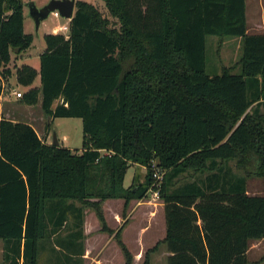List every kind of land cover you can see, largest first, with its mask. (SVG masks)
<instances>
[{"label": "trees", "instance_id": "obj_1", "mask_svg": "<svg viewBox=\"0 0 264 264\" xmlns=\"http://www.w3.org/2000/svg\"><path fill=\"white\" fill-rule=\"evenodd\" d=\"M104 1L116 25L93 3L77 0L68 35L44 34L40 72L29 64L16 70L17 82L28 87L21 103L41 100L51 119H82L81 152L47 143L31 124L0 111L6 262L38 264L41 249L58 244L65 260L52 263L80 264L84 209H94L108 230L104 200L124 199L126 208L153 189L164 200L166 236L145 252L143 264L162 242L172 252L167 264H251L250 241L264 239V194H250L246 177L227 164H253L264 179V33L248 32L246 0ZM24 7V0H0V94L13 73L12 50L34 41ZM211 34L241 38L240 72L224 66L207 74ZM132 164L146 167L145 183L126 187ZM153 164L165 170L160 187L153 185ZM187 172L193 180L176 185ZM71 225L78 230L72 240L62 236ZM116 237L133 264L120 231Z\"/></svg>", "mask_w": 264, "mask_h": 264}, {"label": "rangeland", "instance_id": "obj_2", "mask_svg": "<svg viewBox=\"0 0 264 264\" xmlns=\"http://www.w3.org/2000/svg\"><path fill=\"white\" fill-rule=\"evenodd\" d=\"M31 0H24V2H29ZM37 6L41 7L47 4L50 0H34ZM89 2L93 3L98 9L102 12V14L111 20V23L116 25L117 19L114 18L104 0H88ZM260 1L262 0H246L247 4V21L248 26L250 28V32H256L255 27H257V23L262 18V14H260L261 8L259 7ZM24 14H25V31L27 33H32L34 35V43L36 46L27 49V51L31 52L35 50L39 45L45 46L44 34L47 33H63L68 35L69 33V19L63 18L61 16L56 17L53 14L42 22L39 29H36L35 22L30 16L29 7L25 4L24 7ZM239 37L236 36H225L221 38L218 35H208L207 37V68L206 72L210 76H214L217 74L222 73V69L224 66H233L235 69L233 72L237 73L240 72V68L237 65L238 60L242 55V47H241V40L238 39ZM12 54L15 55V51L12 50ZM10 82L15 86L22 89H25L24 86L20 85L17 82V76L14 73L10 78ZM5 79L6 85L9 87V81ZM26 91V90H25ZM16 96L13 97L15 99ZM20 98V97H18ZM16 97V99H18ZM20 100V99H19ZM18 111V110H17ZM38 116H41V111L38 110ZM40 118V117H39ZM49 122V123H48ZM37 126V130L40 136L44 139L45 135L49 138L50 142L54 141V135H57V138L60 140L61 145L69 146L73 148L74 151L79 152L82 150L83 142H84V134H83V125L82 119L79 117H56L54 120H51L47 115L43 114V118L38 119V121H34ZM50 124V126H49ZM49 135V137H48ZM63 139L65 141H63ZM228 166L232 169L234 173L239 176H244L247 179V187L248 192L250 194H264V179L256 174H254V165L247 164L244 168L238 167V162L236 159L230 160ZM250 171L252 174H249ZM147 174V169L145 166L141 164H132L128 169L125 179V185L128 186L132 181L135 184L145 183V178ZM198 178H203L205 173H198ZM134 178V179H133ZM176 180V179H175ZM193 180L191 174L188 172L186 174H181L177 178L176 185L185 184ZM156 181V178H154ZM153 181V182H154ZM162 182V180H161ZM134 208L132 209V214L130 220L132 223L126 235V242L130 249H132L133 256L136 257L137 255V247L139 241H144L146 244L145 247L140 248L142 249V253L140 255V260L134 262V264H142L144 261V254L145 252L153 247L158 241H161L166 232V221H165V209H164V200L160 197L155 198L153 193L150 191L148 195L145 197L134 199ZM77 205H80L79 202H74ZM89 211H93L94 209L88 208ZM95 211V210H94ZM105 213V211L103 210ZM73 213H70L68 216L71 220H73L72 216ZM94 215V214H92ZM92 217V216H89ZM71 221H69L70 223ZM140 224L144 227H148L145 233L140 235ZM78 230L71 225L69 228H66L62 232V236L71 239L73 234L76 235L75 232ZM137 236V237H136ZM60 235L51 238V241L54 243L58 242ZM44 241H49V238H44ZM2 241L0 240V248H1ZM79 243V242H78ZM78 243L75 247H70L73 249L70 250H77ZM142 243V242H140ZM65 248V247H64ZM162 248L165 249L162 244L159 245L158 249ZM44 258L46 257L47 261L49 260H58L63 261L65 260V255L62 252H54L50 248H46L44 251ZM122 256V253H118L114 256L115 260H119L118 256ZM155 255V254H154ZM154 255H151V262L153 264H167V259L164 263L165 255L157 256L159 258H152ZM117 256V257H116ZM43 258V259H44ZM248 259L251 264L257 262L258 264H264V239L259 240H251L250 247L248 252ZM89 264H91L89 262Z\"/></svg>", "mask_w": 264, "mask_h": 264}, {"label": "crops", "instance_id": "obj_3", "mask_svg": "<svg viewBox=\"0 0 264 264\" xmlns=\"http://www.w3.org/2000/svg\"><path fill=\"white\" fill-rule=\"evenodd\" d=\"M260 2L261 3L259 7L261 8L260 14H262V18L257 23V27H255L256 32H250V28L248 26L249 33H264V0ZM246 9H247V4H246ZM238 39L241 40L240 37ZM34 46L36 45L33 41L32 45L29 48H32ZM45 48H46V45L43 46L41 44L39 45V47H37L35 50L31 52L27 51L26 49L20 53H15V55L12 54V61L8 64V67H10L13 72L12 75L14 73L16 74L17 68L21 66L22 64L32 65L40 72V67H41L40 55L43 53ZM9 78H7V80H9ZM7 82L9 83V87L8 85H6L5 79L3 80L2 92L0 94V111H1L2 118L11 119L13 121L27 122L31 124L36 129L37 133L39 134L37 130V126L34 123V121H38V119L43 118L44 111L42 109V101L40 100L35 105H28V104L21 103L19 100L20 98H18L16 93L18 91L22 92V89H20L19 87H15L10 82V80ZM34 85L41 86L40 74L37 76L34 82ZM27 89L28 87H25V89L23 90L25 91ZM14 96H16L18 99H16V97L15 99H13ZM38 110L41 111V114H42L41 116H38L39 115ZM51 120H54V118ZM44 140H46L47 143H51L49 138H47V135H45ZM63 141L65 140L63 139ZM59 144L61 145L60 140H59ZM71 149L73 150V148ZM125 179H126V176H125ZM132 183L133 181L128 186H126L125 181H124V185L126 187H129ZM134 206L135 204L133 200L129 202L128 207L126 208H125L124 199L117 198V199L104 200L101 203V208H102V211L103 210L105 211V213L104 212L103 213H104L105 222L107 224L106 227L108 230L104 228V224L102 223L101 219L97 215L96 211L94 210L89 211L88 207L84 209V216H83L84 244L78 253L79 258L81 259L80 264H89V262L91 264H126V257L123 252L122 246L119 244V241L116 237V233L120 231L121 241L126 245L128 250L133 254L134 251L130 249V247L128 246V243L126 242V235L132 223V220H130V217L132 214L131 211L134 208ZM89 216H92V217H89ZM165 221H166V217H165ZM148 227L147 226L143 227L142 224H140V235L145 233V229L148 230L149 229ZM165 236H166V232H165ZM0 240L2 241L1 248H0V264H8V262H6L5 260V252H6L5 244L6 243L4 239L0 238ZM158 242L154 246H156ZM161 244L163 245L165 249L163 250L162 248L160 249L157 248V250L153 252L151 255L153 256L155 254L154 257L152 258H159L157 256H161L164 254L165 255L164 263H165L166 259L168 262V257L172 255V252L168 250L166 243L162 242ZM48 245H49L48 247H43L41 249L39 253V257H38V264H55V263H52L51 260L47 261L46 257L44 258V254H45L44 251L46 248H50V249L53 248V250L61 251L63 253L65 252L62 246L58 244H53V247H50V244ZM145 245L146 244L144 243L143 240L138 242L137 250L139 251H137V255L133 259V264L134 262H137L140 260L141 258L140 255L142 253V249L140 248L142 247L144 248ZM120 252L122 253V256L120 254V256H118L119 260L117 261L115 260L114 256ZM150 260H151V256H150ZM151 264L153 263L151 262Z\"/></svg>", "mask_w": 264, "mask_h": 264}, {"label": "water", "instance_id": "obj_4", "mask_svg": "<svg viewBox=\"0 0 264 264\" xmlns=\"http://www.w3.org/2000/svg\"><path fill=\"white\" fill-rule=\"evenodd\" d=\"M77 0H50L44 6H37L34 0L26 2L25 4L29 7L30 16L35 22L36 29L38 30L44 20H46L50 14L58 11L60 16L71 20L74 17L75 7ZM54 145H59L57 135H54Z\"/></svg>", "mask_w": 264, "mask_h": 264}, {"label": "built area", "instance_id": "obj_5", "mask_svg": "<svg viewBox=\"0 0 264 264\" xmlns=\"http://www.w3.org/2000/svg\"><path fill=\"white\" fill-rule=\"evenodd\" d=\"M52 14L54 16H56V17L60 16L58 11H55ZM16 94H17L18 97L22 96V92L21 91H18ZM152 171H153V178H156V181H154L153 185H156L157 187H160L161 186V180L163 179L164 174H165V170L161 169V168L157 167L155 164H153L152 165ZM151 192L153 193V196L155 198L160 197L158 190L151 189Z\"/></svg>", "mask_w": 264, "mask_h": 264}]
</instances>
